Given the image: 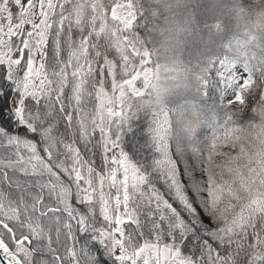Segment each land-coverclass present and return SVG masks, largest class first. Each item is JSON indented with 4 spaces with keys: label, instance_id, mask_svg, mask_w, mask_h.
<instances>
[{
    "label": "snow or ice",
    "instance_id": "1",
    "mask_svg": "<svg viewBox=\"0 0 264 264\" xmlns=\"http://www.w3.org/2000/svg\"><path fill=\"white\" fill-rule=\"evenodd\" d=\"M181 3L0 0V264H264V0Z\"/></svg>",
    "mask_w": 264,
    "mask_h": 264
},
{
    "label": "trees",
    "instance_id": "2",
    "mask_svg": "<svg viewBox=\"0 0 264 264\" xmlns=\"http://www.w3.org/2000/svg\"><path fill=\"white\" fill-rule=\"evenodd\" d=\"M196 6H197V9L195 10L193 8V10H195V12L198 15H200L201 17L211 16L213 14L219 15L224 19L225 23L233 31L242 30L244 25L252 23L255 20L254 16L251 18V20H248V19L236 20L235 17L233 16V14L229 11V8L231 7V0H211L210 1V7L213 8V10L210 13L203 12V5L198 6V4H197ZM237 26H239V28ZM189 49L194 54L195 50H196V45L193 44L192 42H189ZM185 55L187 56V52L185 53ZM251 107H255L254 102L249 106V108H247L245 110V113H244L245 119L251 118L254 115L250 111ZM209 134H210L209 130H207V129L203 130V135H209Z\"/></svg>",
    "mask_w": 264,
    "mask_h": 264
},
{
    "label": "rangeland",
    "instance_id": "3",
    "mask_svg": "<svg viewBox=\"0 0 264 264\" xmlns=\"http://www.w3.org/2000/svg\"><path fill=\"white\" fill-rule=\"evenodd\" d=\"M210 1L211 0H203V1L202 0H182L181 6L179 8H177V10H176L177 18H180L181 16H183V14L186 11V8L189 11H192L193 8L196 10L197 4H198V6L203 5V12H205V13L212 12L213 8L210 7Z\"/></svg>",
    "mask_w": 264,
    "mask_h": 264
}]
</instances>
